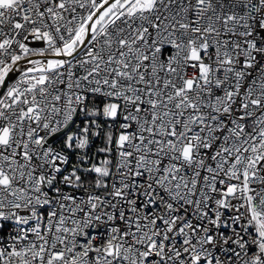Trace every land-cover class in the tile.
<instances>
[{
	"label": "snow or ice",
	"instance_id": "1",
	"mask_svg": "<svg viewBox=\"0 0 264 264\" xmlns=\"http://www.w3.org/2000/svg\"><path fill=\"white\" fill-rule=\"evenodd\" d=\"M0 264H264V0H0Z\"/></svg>",
	"mask_w": 264,
	"mask_h": 264
}]
</instances>
